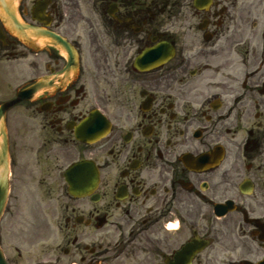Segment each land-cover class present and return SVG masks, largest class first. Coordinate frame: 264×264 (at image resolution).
Wrapping results in <instances>:
<instances>
[{"label":"flooded vegetation","instance_id":"flooded-vegetation-1","mask_svg":"<svg viewBox=\"0 0 264 264\" xmlns=\"http://www.w3.org/2000/svg\"><path fill=\"white\" fill-rule=\"evenodd\" d=\"M23 91L9 264H264V0H0Z\"/></svg>","mask_w":264,"mask_h":264},{"label":"water","instance_id":"water-1","mask_svg":"<svg viewBox=\"0 0 264 264\" xmlns=\"http://www.w3.org/2000/svg\"><path fill=\"white\" fill-rule=\"evenodd\" d=\"M8 15L14 18V7L10 6L7 8ZM14 26L19 29L20 26L17 23H14ZM3 111V106L0 108V119L1 113ZM7 147V137L0 124V217L3 212L7 195L9 189V181H8V174H9V160H8V149ZM0 264H7L3 255V252L0 248Z\"/></svg>","mask_w":264,"mask_h":264},{"label":"rangeland","instance_id":"rangeland-1","mask_svg":"<svg viewBox=\"0 0 264 264\" xmlns=\"http://www.w3.org/2000/svg\"><path fill=\"white\" fill-rule=\"evenodd\" d=\"M1 230V237L3 236L4 238V235H3V232H2V228L0 229ZM59 233L56 232L55 234V237H56V240L58 241L59 240ZM7 244V242H6ZM21 247H22V252H28L27 254L25 253L24 254V260L22 261V264H34L35 261H40L42 259H46L48 258V256L46 255H42V254H39L38 251L41 250V247L39 244L35 243V241L33 240L32 241V244H31V247H28L29 251H26L23 249L24 245L21 244Z\"/></svg>","mask_w":264,"mask_h":264}]
</instances>
